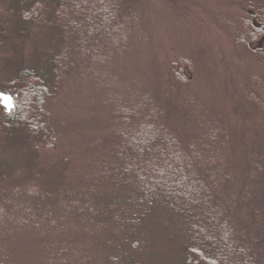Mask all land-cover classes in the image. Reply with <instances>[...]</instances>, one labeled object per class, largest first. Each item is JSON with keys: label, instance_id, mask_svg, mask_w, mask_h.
<instances>
[{"label": "rangeland", "instance_id": "obj_1", "mask_svg": "<svg viewBox=\"0 0 264 264\" xmlns=\"http://www.w3.org/2000/svg\"><path fill=\"white\" fill-rule=\"evenodd\" d=\"M137 3L139 32L126 41L124 36L103 38L89 72L84 67L49 99L58 132V147L52 150L1 126L19 93L24 61L47 74L55 40L44 29L24 31L16 0H0V93L11 98L8 106L0 100V264H37L38 259L39 264H60L57 237L61 247L68 240L66 194L79 187L73 195L81 202L112 188L100 176L92 178L107 158L101 142L114 135V121L119 123L113 108L137 104L138 98H157L184 141L215 121L226 135L221 153L227 174L239 185L261 175L255 167L264 169V36L251 40L246 21L264 23L257 16L264 0ZM174 63L187 81L174 78ZM60 206L66 217L57 213ZM145 222L148 250L136 255L147 258L146 264H166L168 258L177 264L180 256L165 237L171 221ZM64 226V234L55 232Z\"/></svg>", "mask_w": 264, "mask_h": 264}, {"label": "trees", "instance_id": "obj_2", "mask_svg": "<svg viewBox=\"0 0 264 264\" xmlns=\"http://www.w3.org/2000/svg\"><path fill=\"white\" fill-rule=\"evenodd\" d=\"M16 2L24 31L44 29L55 44L46 58L47 74L28 68L24 61L19 93L14 107L3 115L1 126L10 133H23L38 147L55 150L58 132L49 99L84 67L89 72V61L103 38L124 36L126 41L139 32L138 3ZM257 16L264 20V9ZM246 26L251 40L264 36V23L246 21ZM173 72L178 82L187 81L177 63ZM122 107L113 108L119 123L115 120L114 135L102 140L107 158L92 177L100 176L99 180L112 188L98 191L107 195L101 193L81 202L73 195L79 187L67 192L68 240L61 247L62 239L57 237L60 264H146L147 258L136 255L148 250L144 248V227L149 224L145 221L166 219L173 224L165 237L180 256L177 264H264L263 166H254L261 175L239 185L227 174L229 166L221 153L226 135L221 126L214 127L215 121L202 131L194 130L191 139L184 141L172 126L170 112L157 98H138L137 104ZM63 208L57 213L66 217ZM112 216L126 220H111ZM160 225V221L154 222L152 233L156 234ZM64 229L55 232L64 234ZM36 262L41 263L39 259Z\"/></svg>", "mask_w": 264, "mask_h": 264}, {"label": "snow or ice", "instance_id": "obj_3", "mask_svg": "<svg viewBox=\"0 0 264 264\" xmlns=\"http://www.w3.org/2000/svg\"><path fill=\"white\" fill-rule=\"evenodd\" d=\"M10 99H11L10 97L5 98L3 96V94L0 93V100H3L5 102V104H6V106H8V102L10 101Z\"/></svg>", "mask_w": 264, "mask_h": 264}]
</instances>
